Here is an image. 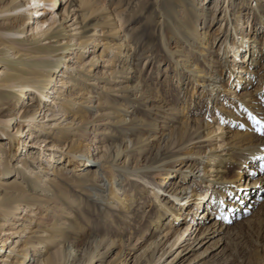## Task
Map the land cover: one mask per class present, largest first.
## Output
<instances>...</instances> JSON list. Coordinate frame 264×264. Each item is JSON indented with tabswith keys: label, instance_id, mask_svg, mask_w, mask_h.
<instances>
[{
	"label": "rangeland",
	"instance_id": "1",
	"mask_svg": "<svg viewBox=\"0 0 264 264\" xmlns=\"http://www.w3.org/2000/svg\"><path fill=\"white\" fill-rule=\"evenodd\" d=\"M103 2L105 4L104 9L106 11L111 10L112 17L117 12L122 11L125 23L121 29L117 28L114 34L107 35L102 30L95 34L88 33L87 38L91 36L93 42H90L89 48L85 49L82 57L83 65L81 66H77L76 63L77 46L72 45L70 49L65 51L64 62L71 66V69L76 68V70L72 73V82L61 88L65 94L75 92L73 97L75 100L74 108L84 99V93L88 92L86 95L89 96L86 116L89 118V129L87 128L88 131H85L82 139H84V144L97 145L99 156L103 153H106L107 156L112 154V151L114 152L113 145L117 142L122 141V145L131 146V138L136 140L140 135H149V132L159 137L162 131L163 134L169 131V126L175 130L182 120H187L193 129L196 127L194 121L198 120L202 134H204L206 122H208L213 127H220L217 130L219 134L225 130L224 128L228 125L231 117L238 116L240 111L242 113L243 107L239 103L241 97L238 94L239 86L229 75H231L234 63H239L241 59L243 61L248 43L244 44L242 50L237 51L236 54L231 48L226 47L225 49L224 42L227 38L232 44L239 43L241 45V36L244 35L245 38H248L264 33L262 28L264 0H197L198 5H196L195 0H103ZM62 4L60 6L57 4L56 9L54 10V7L51 10L52 15L45 11L46 7L41 4L37 8L38 11L33 15L31 27L35 26V21L38 19H49L43 26L45 33L43 36L39 35L41 43L49 44L54 41L47 37L50 33L57 31L60 33V44L67 42L71 36L81 34L83 28H81V18L78 17L81 14L80 8L75 5L70 8L71 10L69 9V13L68 10L64 13V4ZM201 7H207V17ZM114 9L117 11L113 12ZM52 11H55V15ZM188 15L189 17H187ZM185 18H190L189 21H197L195 22L196 33L207 30V35L203 41L207 43V48H203L202 52H197L200 42L196 40L195 36L198 33H195V36H187L188 38L180 37L178 33H171L175 27L181 28ZM126 34L131 42H136L140 38L141 46L138 53L144 56L134 72V78L128 82H125L124 75L120 72L121 66L125 63V55L119 59L116 58L117 61L113 59L115 62L113 64L106 62L114 54V51L111 52L108 48L109 38H112L113 42L116 43L123 41ZM147 34L151 38L141 37ZM94 36L99 39L93 40L95 39ZM165 43L172 48L174 47L178 54L184 50V53L190 55L193 69L196 68V63L200 61L203 70L210 71V74L213 73L218 85L223 84L227 91L220 92L217 98L213 96V103L209 102L208 97L206 98L209 94L208 92L205 93L203 87L204 82L210 81L208 77L207 80L199 78L197 82H194L190 72L185 73L181 67L176 66ZM221 44L223 45L220 49ZM101 54L103 55L102 59L99 57ZM246 55L247 61L250 58L249 52ZM240 56L241 59L238 58ZM218 59H221L223 66L221 68L223 69L215 66ZM132 62L129 65H132ZM228 64L232 65L229 70ZM61 67L64 69L65 65L62 64ZM214 68L217 70L216 72H212ZM112 69L116 70V73L111 74ZM106 71L107 73H105ZM261 72L262 77L254 85L255 88H259L258 94L264 90V67ZM201 74V76H205L203 72ZM138 81L137 90H147V93L144 91V95L147 94L148 97L139 103L136 98V90L132 89L133 91L131 90L130 93L124 92L123 89L124 85ZM57 82L58 79L55 83ZM75 83L78 85H73ZM59 86L58 83L53 88H60L61 86ZM79 89L80 91H78ZM23 98L24 102L18 105L20 108L26 107V104L30 103V92ZM99 98L100 102H98ZM46 108L48 106L45 105L43 109ZM91 108L93 109L91 110ZM54 110L60 113L53 114V116L48 114L43 118L44 111L39 112L35 125L31 128L29 126L23 127V131L19 134H16V126L10 128L11 133L21 138L22 145L12 161L14 164L17 163L16 166L18 167L27 163L30 168V173L19 175V179L25 181L28 193H35L41 197L54 195V180L62 179L63 186H69L68 180L75 178L76 174L75 171H71L74 163L68 155V150L72 145L75 144L76 146L77 144H68L70 138L66 139L65 142L57 133L63 129L74 130L78 128V120L73 119L74 113L72 111L60 110L58 106H55ZM93 114L96 115L92 117ZM121 115L125 119L135 116L138 118L136 120L138 125L136 124L137 126L131 128L118 126L116 116ZM164 120L168 121V125L165 127L162 125ZM41 123H45V126H40ZM137 127L143 128L138 129ZM92 128H95V134L92 133ZM202 136L200 139L186 143L187 148L197 153L204 149L209 151V147L214 149L215 145H222L217 147L218 150H222L223 146L226 145L221 138L209 142L205 141ZM4 142H8V137ZM158 143L159 138L150 140L141 147L149 148V146ZM146 149L141 151V157L134 156L130 165L143 164L145 159L150 156ZM196 153L193 158L184 162V169L189 165L196 164L198 160ZM126 157L128 154L124 153L118 161L122 162ZM60 165L66 168L62 175L55 172ZM182 165H176L173 170H177L173 174L161 176L159 172H155L145 178L117 171L112 180L104 177L105 170L103 167H91V170L103 173L87 180L85 186L88 190L80 192L79 188H75V191L70 193V196L78 203L95 202V208L93 207L92 214L88 216L89 222L88 219H85L82 223L84 226L89 223L90 225L93 224L92 227L95 228L90 231L92 235L104 239L99 250H96L97 255L91 264H134L135 255L139 256L144 247L148 251V243L159 238H162V242L155 253L150 256L149 264H264V208L244 213L234 222L228 224V228L219 234L210 232L199 235V224H201L203 217H208V210L205 208L206 206H201L198 212V214L201 212L200 216L196 213V204L191 190L194 189V193H202L207 190V186L199 178L192 177L181 181L180 170L183 169L178 170V168ZM203 165L205 164L199 166L200 170H202ZM201 173L199 171L197 174ZM17 175L18 173L9 180L14 179ZM233 175L234 171H231L229 176L232 177ZM35 176H38L37 184L33 185L29 178ZM174 182L179 188L184 183L188 187L185 191L187 193H183V197L186 198L183 201H188L184 207L191 208V210L187 209L184 219L174 224L170 223L173 218L172 215L166 213L161 227L155 228L154 224L150 223L151 216L156 211V200L151 192L155 190L160 194L161 199L182 206L181 199L177 200L170 192ZM111 183L116 184L124 191L123 196L129 195L133 198V204L129 211L118 206L115 207L112 201H109L108 189ZM212 189L213 186L209 188V195L212 193ZM57 193L62 196L61 193ZM62 198L65 200L64 196ZM50 206L47 210L44 204L30 205L24 210L21 208L17 215H10L6 222L1 221L3 224L0 227V230L2 229L0 239L9 237V240L5 242L6 245L3 246L2 250L0 249V255H7L6 257L9 255L8 261H4V264H11L12 254L9 250L13 247L15 238H19L18 233H16L17 229L27 225L28 228L20 233L19 240H23L31 228L37 224L41 212L47 216L43 221L48 222L51 210L55 205L52 203ZM75 209V205L70 206L66 203V208L59 212V216L55 220L61 221L67 217L72 218ZM110 242L111 244H109ZM0 264H2L1 261Z\"/></svg>",
	"mask_w": 264,
	"mask_h": 264
},
{
	"label": "bare ground",
	"instance_id": "2",
	"mask_svg": "<svg viewBox=\"0 0 264 264\" xmlns=\"http://www.w3.org/2000/svg\"><path fill=\"white\" fill-rule=\"evenodd\" d=\"M61 3L64 4V13L67 10L69 13V9L75 5L80 8L81 14L78 17L81 18L80 22L83 30L81 34L71 36L63 44H60V33L53 31L55 33H50L47 38H52L54 41L49 44H43L39 35L43 36L45 33L43 26L49 19H38L35 21V26L31 27L30 23L34 19L33 15L38 11L37 8L41 4L46 7L45 11L51 13V10L55 6L57 7V4L60 6ZM195 3L198 5L197 0H195ZM104 5L103 0H0V227L3 224L1 221L6 222L10 215H17L21 208L24 210L30 205L40 203L46 205L47 210H49L50 204L53 203L55 205L53 210H51L52 215L50 214L48 222L45 223L43 221L47 216L41 212L37 224L34 228H31L23 240H19L20 233H23L28 228L27 225L17 229L16 233H18L19 238H15L14 245L9 250L12 254L11 264H91L97 255L96 250H99L104 239L92 235L90 231L95 228L94 226L92 227L93 224L90 225L89 223L84 226L82 223L92 214L95 202L78 203L70 196V193L75 191V188H79L80 192L88 190L85 186L87 180L103 173L91 170V167L95 166L103 167L105 170L104 177L112 180L117 171H123L127 175H135L140 178H145L155 172H159L161 176L170 175L177 170H173L176 165L183 164L182 167L178 168V170L183 169L180 170L181 181L192 177L199 178L207 186V190L202 193H194L195 190H191L196 204V213L198 214L201 206H206L205 208L208 210V217H203L201 224H199V235L210 232L219 234L228 228V224L234 222L236 218L244 213L264 208V90L258 94L259 88L254 86L262 77L261 70L264 67V33L248 38H245L244 35L241 36V45L239 43L232 44L227 38L224 42L225 49L226 47L231 48L236 54L237 51L242 50L244 44L248 43V49L244 55L249 52L250 58L246 61V56L241 61V56L238 57L241 60L239 63H234L231 75H229L239 86L238 94L241 96L239 103L243 107V111L242 113L240 111L238 116L234 115L231 117L228 125L224 128L225 130H222L221 133H217L220 127H213L206 122L205 131L202 134L198 120L194 121L196 123L194 129L187 120H182L175 130L169 126V131L164 134L162 131L159 137L149 132V135H140L136 140L131 138V146L128 144L122 145V141L117 142L113 145L114 152L112 151V154L107 156L106 153H103L99 156L98 146H92V144L88 143L84 144V139H82L85 131L89 129V118L86 116L87 103L89 101V96H86L88 92L84 93V99L74 108L75 100L73 97L75 92L65 94L61 88L72 82V73L76 70V68L74 70L71 69V66L64 62L65 51L70 49L72 45L77 46L76 63L78 64L77 66H81L83 65L82 57L85 49H88L89 43L93 42L91 41V36L87 38L88 33L92 32L95 34L102 30L107 35L114 34L117 28L121 29L123 27L125 20L122 16V11L117 12L112 17L110 14L111 10L106 11ZM201 10L204 11V15L207 17V7H201ZM112 11L115 12L117 9ZM52 12L55 15V11ZM189 19L185 18L182 21L181 30L175 27L174 31L170 30L171 33H178L180 37L194 35L197 29L195 22L197 21H189ZM165 20L167 19L165 18ZM262 28L264 31V18ZM206 35L207 30L198 33L196 36L194 35L196 40L200 42L197 52H202L207 48V43L203 42ZM141 37L151 38L148 34ZM94 38L93 40L99 39L95 36ZM109 39L108 48H110L111 52L114 51V54L106 62L113 64L115 63L113 59H119L125 55V63L121 66L120 72L124 75L125 82H128L134 78V72L144 57L143 54L138 53L141 46L140 38L136 42H131L126 34L123 41L114 43L112 38ZM165 45L176 66L181 67L185 73L190 72L194 82H197L199 78L207 80L208 77L210 81L204 82L203 87L205 93L208 92L209 94L206 96L209 102L213 103V96L217 98L220 92L227 91L223 84L218 85L213 73L210 74V71L206 72L203 70L200 61L196 63L197 66L193 69L190 55L184 53V50L178 54L174 47H170L167 43ZM176 56L182 57L178 58ZM99 57L102 59L103 55L101 54ZM130 62H132V65H129ZM62 64L65 65L64 69L61 67ZM125 64L128 65L126 66ZM215 64L216 67H223L221 59H218ZM231 67L232 65L228 64V70ZM240 70L241 72H239ZM213 71L216 72L217 70L214 68ZM114 72L116 73V70L112 69L110 73L113 74ZM201 72L207 76H201ZM85 75L87 76V74ZM197 77L198 79H196ZM57 79L58 82L55 83ZM58 83L61 87L53 88ZM73 85H78V83ZM138 87L139 81L124 85L123 89L124 92L128 91L130 93L136 90V98L139 103L144 99L146 100V98L148 99V97L147 94L144 95V91L147 93V90H137ZM29 92L31 95L30 103L26 104V107L20 108L18 105L24 102L23 97ZM62 97L64 98L62 99ZM98 102H100V98ZM45 105L48 108L43 109ZM55 106H58L60 110L72 111L74 113L73 119L78 120L79 123L78 128L74 130L63 129L57 133V135H61L60 138H63L65 142L67 141L66 139L70 138L68 144H77L76 146L75 144L72 145L68 150V155L74 163L71 171H75L76 174L75 178H68L67 184L69 186H63L62 179L54 180V195L41 197L35 193H28L25 181L19 179V175L30 173V168L27 163L21 167L16 166L17 163H13L12 159L22 145L21 138L11 133L10 128L11 126H16V134H19L23 131V127L29 126L31 128V126L35 125L39 112L44 111L43 118L48 116V114L53 116V114L57 115L60 113L54 110ZM95 115L93 114L92 117ZM116 117V124L123 128H131L138 125V122H136L138 118L135 116L129 119H125L122 115ZM162 123L164 127L168 125L166 120ZM40 126L44 127L45 123H41ZM36 127L38 126L36 125ZM92 133L95 134V128H92ZM201 136L205 138V141L209 142L221 138L226 145L223 146L222 150H218L222 145H215L214 149L209 147V151L204 149L197 153L187 148L186 143L200 139ZM7 137L8 142L5 143L4 141ZM158 138L159 143L157 145L146 147L147 149L141 147L150 140L153 141V139ZM143 149L148 150L150 153V156L145 159L146 161L143 164L130 165L134 156L137 155L138 158L142 156L141 151ZM124 153H127L128 157L119 162L118 160ZM195 153L198 155L196 164L189 165L184 169V162L193 158ZM109 157L112 158L110 159ZM201 164H205L202 170L199 169ZM65 169V166L60 165L55 172L62 175ZM199 171L202 173L198 175ZM231 171H234L232 177L229 176ZM13 172L15 174L18 173V175L14 179L9 180L15 176V174H12ZM37 178L38 176L29 178V181L35 185L37 184ZM211 186H213V189L209 195ZM187 188L185 183L179 188L174 182L170 190L177 200L181 199L182 206H177L172 201L161 199L160 194L155 190L151 192L156 200V211L151 216L150 223H153L155 228L161 227L163 217H165L164 214L166 213H170L173 217L170 221L171 224L178 223L184 219L185 211L187 209L191 210V208L184 207L185 203H188V201H183L186 199L183 197V193H187L185 192ZM108 190V199L112 201L115 207L118 206L121 209L130 210L133 204L131 196H123L124 191L114 183H111ZM57 192L61 193L67 201ZM66 203L70 206H76L73 217H67L61 221L55 220L59 216V212L64 211L66 208ZM200 214L201 212L198 215L200 216ZM1 232L2 229L0 234ZM7 240H9V237L0 239L1 250L6 245L5 242ZM161 242L162 238L149 242L147 245L148 251L144 247L139 256L135 255L134 264H149L150 256L155 253ZM6 256L0 255L2 264H4V261H8L9 255L8 257Z\"/></svg>",
	"mask_w": 264,
	"mask_h": 264
},
{
	"label": "snow or ice",
	"instance_id": "3",
	"mask_svg": "<svg viewBox=\"0 0 264 264\" xmlns=\"http://www.w3.org/2000/svg\"><path fill=\"white\" fill-rule=\"evenodd\" d=\"M257 123H259V122H257Z\"/></svg>",
	"mask_w": 264,
	"mask_h": 264
}]
</instances>
